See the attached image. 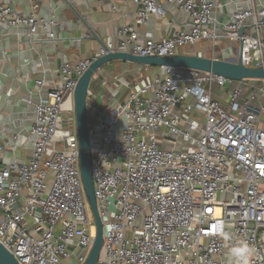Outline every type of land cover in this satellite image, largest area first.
Segmentation results:
<instances>
[{
    "label": "built area",
    "instance_id": "1",
    "mask_svg": "<svg viewBox=\"0 0 264 264\" xmlns=\"http://www.w3.org/2000/svg\"><path fill=\"white\" fill-rule=\"evenodd\" d=\"M163 1L187 13L188 28L137 42V26L164 16V9L159 0H134L135 19L118 32V45L107 38L90 57L60 67V79L34 105L22 143L0 125V243L19 264H83L92 245L75 116L64 117L60 105L73 99L77 78L94 59L111 51L170 55L209 41L212 58L264 65V7L236 10L220 26L211 0ZM50 23L34 9L18 15L0 3L2 25L25 26L32 36ZM156 67L136 80L101 74L99 90L88 89L87 111L93 105L95 112L88 123L91 171L103 227L95 264H229L228 249L240 240L252 246V264H264V169L258 167L264 165V80L255 87L251 79ZM243 86L252 93L244 96ZM7 147L18 156L7 160ZM218 222L230 239L216 232Z\"/></svg>",
    "mask_w": 264,
    "mask_h": 264
},
{
    "label": "crops",
    "instance_id": "2",
    "mask_svg": "<svg viewBox=\"0 0 264 264\" xmlns=\"http://www.w3.org/2000/svg\"><path fill=\"white\" fill-rule=\"evenodd\" d=\"M159 2L164 9V16L152 15L146 25L137 26V42H143L149 37L160 39L178 29L189 27L187 13L174 5L164 3L163 0ZM211 2L214 5L213 16L218 25L229 21L232 13L240 8L248 5L264 7V0ZM0 3L12 6L18 15H27L34 9L39 20L52 21L44 28L39 27L38 32L32 36L28 34L25 26L0 24V120L4 121L11 134L14 129L7 123L8 119L10 124H16V129L30 128L34 104L46 89L60 79L59 70L63 64L68 62L73 65L79 59L90 57L107 38H110L114 45H118V32L133 23L137 11L134 0H69L71 5L63 7L58 6L62 3L61 0H0ZM49 33L53 34V39L48 37ZM85 34H88V39L80 40L79 37ZM30 38L36 40L30 42ZM210 44L206 41L200 47L183 48L185 50L181 49L180 52H200L199 54L210 57L206 49ZM226 44V41L221 39L218 46L223 47ZM231 47L237 51L239 45L235 42ZM35 61L40 63L35 65ZM113 65L117 67V73L111 71L110 67H103L104 65L100 72L95 73V78L90 84L94 93L99 90L101 74L136 80L147 73L157 71L155 66L126 61H118ZM41 79L43 86H38L37 81ZM92 102L93 100L89 99V103ZM92 107L93 105L89 109L91 113ZM94 113L91 114L92 120ZM14 134L18 136L17 133ZM3 142H6L5 136ZM6 151L9 152L7 160L9 157L18 156V153L8 150V147Z\"/></svg>",
    "mask_w": 264,
    "mask_h": 264
},
{
    "label": "water",
    "instance_id": "3",
    "mask_svg": "<svg viewBox=\"0 0 264 264\" xmlns=\"http://www.w3.org/2000/svg\"><path fill=\"white\" fill-rule=\"evenodd\" d=\"M61 4L70 6L69 0H61ZM239 35L243 30L238 31ZM88 34L79 37L80 40L88 39ZM53 39V38H52ZM36 39L30 38V42ZM26 42L28 39L25 40ZM29 46H31L29 44ZM126 61L146 66H174L179 68H190L222 76L232 81L244 79L264 80L263 66H245L240 57L237 59L212 58L202 54L177 52L170 55H137L124 51H111L94 59L88 68L77 78L73 92V110L75 116V129L77 134L78 160L81 176L82 188L86 201L90 208L95 225V236L88 255L83 264H95L101 251L103 243L102 221L98 213L96 198L94 194V184L91 171V148L89 140L87 94L90 81L94 73L103 65L112 61ZM35 61V65L39 64ZM0 125L7 128L4 121L0 120ZM0 264H19L15 257L0 243Z\"/></svg>",
    "mask_w": 264,
    "mask_h": 264
},
{
    "label": "rangeland",
    "instance_id": "4",
    "mask_svg": "<svg viewBox=\"0 0 264 264\" xmlns=\"http://www.w3.org/2000/svg\"><path fill=\"white\" fill-rule=\"evenodd\" d=\"M247 7H245V8H240V10H244V9H246ZM220 26H222V25H220ZM204 42H206V41H203V42H200V43H197L195 46H198V47H200V45L201 44H203ZM195 46H186V47H184V48H192V47H195ZM210 46L208 45V47L206 48L207 49V53L210 51V48H209ZM182 50H185V49H183L182 48ZM231 52H232V54L234 53V47H232L231 48ZM113 63H118V61L116 60V61H112V62H110V63H108V64H106V65H104L103 67H105V68H107V65L110 67V69H111V71H113L114 73H117V67H115L114 65H113ZM259 81L260 80H255V87L256 86H258L259 85ZM243 89H244V96H248V95H250L251 93H252V89L251 88H248V87H246V86H243ZM221 90L222 89H220V88H218V87H215L214 88V92H220L221 93ZM36 104V103H35ZM34 104V105H35ZM33 109H34V106H33ZM33 109H32V119L34 120V114H33ZM60 110H61V112H62V114H63V116L64 117H66L67 116V112L68 111H70L71 112V117H73L74 118V114H73V99H72V96H68L62 103H61V105H60ZM1 112V111H0ZM2 113H4V112H2ZM1 113V114H2ZM87 113H88V123H89V125L91 124L90 123V121L92 120V118H91V114H93V112L91 113L89 110L87 111ZM13 129H14V133H17L18 134V139H17V141H18V143H22L24 140H25V137L28 135V131L30 130V128L32 127V125H33V121H32V124L30 125V128H28V129H26V130H20V129H16L15 128V125L16 124H14V123H11L10 124V119H8V122H7ZM19 124H21V123H19ZM58 126H59V123H58ZM20 134V135H19ZM162 145V147H167L168 145L166 144V143H162L161 144ZM1 155V154H0ZM5 162H7V161H5ZM88 204V203H87ZM87 211H88V213L90 212V215L92 216V214H91V211H90V208H89V206H88V209H87Z\"/></svg>",
    "mask_w": 264,
    "mask_h": 264
},
{
    "label": "clouds",
    "instance_id": "5",
    "mask_svg": "<svg viewBox=\"0 0 264 264\" xmlns=\"http://www.w3.org/2000/svg\"><path fill=\"white\" fill-rule=\"evenodd\" d=\"M216 232L225 240L230 239V234L225 230L223 222L216 224ZM254 250L246 241L240 240L228 249L229 264H252Z\"/></svg>",
    "mask_w": 264,
    "mask_h": 264
},
{
    "label": "snow or ice",
    "instance_id": "6",
    "mask_svg": "<svg viewBox=\"0 0 264 264\" xmlns=\"http://www.w3.org/2000/svg\"><path fill=\"white\" fill-rule=\"evenodd\" d=\"M258 167H260V168L264 169V165H258Z\"/></svg>",
    "mask_w": 264,
    "mask_h": 264
},
{
    "label": "trees",
    "instance_id": "7",
    "mask_svg": "<svg viewBox=\"0 0 264 264\" xmlns=\"http://www.w3.org/2000/svg\"><path fill=\"white\" fill-rule=\"evenodd\" d=\"M181 51V50H180ZM107 67H109L108 65H107ZM253 81H255V80H253ZM243 93H244V89H243Z\"/></svg>",
    "mask_w": 264,
    "mask_h": 264
}]
</instances>
